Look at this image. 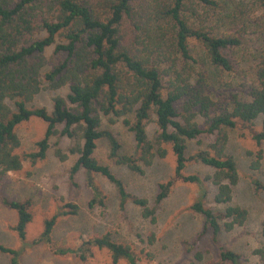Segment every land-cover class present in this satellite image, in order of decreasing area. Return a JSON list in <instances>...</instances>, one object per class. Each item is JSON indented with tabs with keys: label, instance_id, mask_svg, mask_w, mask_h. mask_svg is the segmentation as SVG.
Returning a JSON list of instances; mask_svg holds the SVG:
<instances>
[{
	"label": "trees",
	"instance_id": "1",
	"mask_svg": "<svg viewBox=\"0 0 264 264\" xmlns=\"http://www.w3.org/2000/svg\"><path fill=\"white\" fill-rule=\"evenodd\" d=\"M240 12L228 14L220 0H0V182L7 173L20 170L25 160L44 159L51 136L66 135L73 139L69 152L77 155L69 176L72 180L83 170L91 191L89 207L106 204L107 192L98 175L115 187L120 211L133 204L151 223L176 181L195 185L197 195L188 209L202 217V227L185 243L192 252L190 264H249L222 240L223 234L244 227L248 216L246 208L233 203L240 174L234 156L226 151L225 129L248 133L258 147L251 164L257 169L264 156V31L255 62L246 70L249 82L234 90L231 82L214 77L217 69L234 71L224 51L242 44L246 24L238 26ZM193 39L200 45L199 54L190 44ZM61 87L68 92L55 95L50 110L28 107L41 90ZM152 115L157 131L153 142L146 129ZM31 117L44 120L47 127L34 151L19 153L15 128ZM104 117L111 122L120 119L132 132L133 155L119 153V141L102 127ZM202 134L214 135V140L187 156L188 142ZM101 138L108 142L111 159L137 173L143 172L141 165L164 158L165 145L171 146L173 174L157 184L152 205L128 191L111 168L96 159ZM55 154L60 160L68 156L59 148ZM190 161L211 172L186 173ZM252 185L255 190L264 188L257 178H252ZM1 202L17 214L13 229L18 245L0 243L9 264H20L21 256L37 246L80 260L93 247L107 249L113 263L125 259L138 264L139 253L153 257L150 251L137 253L131 244L117 242L110 232L77 246L55 240L58 219L78 211L71 202L60 206L44 221L42 231L28 239L31 200L3 196ZM260 233L264 238V221ZM205 236L215 250L208 260L199 249ZM154 242L150 232L146 245ZM255 253L263 261L264 244Z\"/></svg>",
	"mask_w": 264,
	"mask_h": 264
},
{
	"label": "rangeland",
	"instance_id": "2",
	"mask_svg": "<svg viewBox=\"0 0 264 264\" xmlns=\"http://www.w3.org/2000/svg\"><path fill=\"white\" fill-rule=\"evenodd\" d=\"M225 11L233 15L242 10L238 26L245 22L243 41L240 47L225 50L224 53L234 64L232 73L215 70L214 77L224 82H231L234 90H239L245 82L251 80L246 72L255 62L256 50L260 46V32L264 31V0H220ZM191 46L198 54L201 52L197 41L190 40ZM217 89V87H216ZM67 87L56 90H41L28 104V107L44 106L52 108V98L55 95H64ZM154 116L146 126L149 139L153 142L157 134ZM202 124V119H199ZM259 127V123L256 125ZM47 124L38 117H31L21 122L15 128L20 139L19 153L31 152L36 149V142L40 140L46 130ZM102 127L110 130L120 144V154H134L133 134L128 128L117 120L111 122L104 117ZM62 128L58 126V130ZM227 133V152L234 156L240 178L233 192V203L246 208L248 212L244 227L234 229L222 235L226 246L243 256L249 264H264L259 260L255 250L264 244L260 229L264 221V188L255 190L252 178H257L264 186V156L257 169L251 167L255 158L254 153L258 147L246 131L239 129H225ZM214 140V135H200L190 140L186 155L190 156L199 149H205ZM73 139L66 135L55 134L49 138V148L46 157L34 163L29 160L23 162L18 171L9 172L0 182V243L7 246H17L18 237L13 227L17 222V214L1 202L6 196L13 200H31V221L26 227V236L31 239L38 235L46 219L51 217L60 206L74 203L78 206L76 214L67 215L58 219L53 237L57 241H65L69 246H77L90 237L110 232L117 242L131 244L137 253L150 251L152 258L139 253L138 264H190L192 252L187 251L185 243L193 238L202 227V217L192 213L188 208L197 195V187L182 181H176L169 195L159 204L156 211V221L151 223L142 218L138 206L128 204L124 212L118 207V195L115 187L102 176L97 180L107 192L104 206L89 207L88 201L91 191L86 186L84 172L79 170L71 180L69 170L77 155L69 152ZM167 155L156 158L151 166L141 165L142 173L129 170L117 164L108 156L109 145L105 138L97 141L94 152L96 159L108 165L122 180L125 188L139 196L145 197L153 204L157 191V184L172 176L175 158L171 146L165 145ZM59 148L67 154L65 160H60L55 154ZM198 172L205 174L211 172L209 168L194 162H189L186 173ZM212 187V186H211ZM213 188V187H212ZM212 193V192H211ZM212 194L208 201H211ZM150 232L155 234V242L146 245V238ZM143 239V241H141ZM199 249L203 251L205 260L215 257V250L208 236L200 243ZM0 264H9L8 257L0 253ZM20 264H128L125 259L113 263L110 253L105 248L91 249L85 260L68 254L54 255L44 246H37L27 250L20 258Z\"/></svg>",
	"mask_w": 264,
	"mask_h": 264
}]
</instances>
